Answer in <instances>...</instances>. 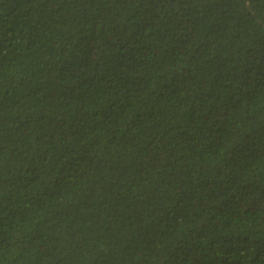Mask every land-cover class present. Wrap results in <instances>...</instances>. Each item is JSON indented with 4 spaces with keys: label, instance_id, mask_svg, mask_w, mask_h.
Instances as JSON below:
<instances>
[{
    "label": "trees",
    "instance_id": "obj_1",
    "mask_svg": "<svg viewBox=\"0 0 264 264\" xmlns=\"http://www.w3.org/2000/svg\"><path fill=\"white\" fill-rule=\"evenodd\" d=\"M0 264H264V0H0Z\"/></svg>",
    "mask_w": 264,
    "mask_h": 264
}]
</instances>
